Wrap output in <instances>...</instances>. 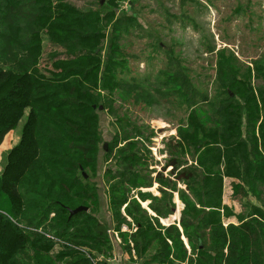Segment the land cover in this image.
Segmentation results:
<instances>
[{"label": "trees", "instance_id": "16d2710c", "mask_svg": "<svg viewBox=\"0 0 264 264\" xmlns=\"http://www.w3.org/2000/svg\"><path fill=\"white\" fill-rule=\"evenodd\" d=\"M116 1L110 0V9L101 12L82 8L73 0H0V136L26 115L19 141L6 154L0 175V264H48L58 241L62 248L55 258L61 259L60 264H108L113 238L110 227L95 214L100 209L99 183L94 180L101 142L98 110H107V102L101 104L107 92L119 90L127 99L143 96L147 101L154 92L165 94L152 88L146 78L136 81L128 76L126 80L122 70L127 65L122 60L126 51L118 45L117 32L128 33L137 22L125 11L117 14ZM96 2L101 9L108 4ZM220 55L227 61L223 51ZM170 63L169 77L179 92L173 90L168 96L181 93L184 102H210L216 107L217 122L205 127L196 110L186 114L187 128L178 132L174 148L192 145L198 164H182L173 155L167 166L173 181L188 183L193 200L184 196L180 225L163 227V234L162 228H154L151 217L140 212L138 202L129 208L122 187L143 179L133 172L141 154L120 146V140L114 145L118 155L105 149L104 160L110 163L101 178L120 179L107 193L123 248L131 254V239L142 264L185 260L187 264H264V199L253 195L257 204L246 199L252 203L251 210L236 215V222L222 221L219 210L224 177L232 179L245 196L253 194L254 184L264 183V89L259 88L257 95L251 87L253 71L256 78L264 79V68L256 65L251 71L247 67L238 74L236 65L221 62L222 93L211 99L192 86L178 60ZM122 140L128 145V138ZM220 165H224L220 173L210 171ZM156 179L161 182L163 174L158 172ZM81 205L87 210L70 216V210ZM124 205L132 220L129 225L137 228L130 234L121 231L127 222L121 212ZM164 208L165 214L172 210L168 205ZM224 209L230 212L227 206ZM152 210L163 215L159 207ZM181 228L190 254L181 240ZM155 245L158 249L148 256ZM179 250L181 257L175 253Z\"/></svg>", "mask_w": 264, "mask_h": 264}, {"label": "rangeland", "instance_id": "374dc122", "mask_svg": "<svg viewBox=\"0 0 264 264\" xmlns=\"http://www.w3.org/2000/svg\"><path fill=\"white\" fill-rule=\"evenodd\" d=\"M73 2L82 8L101 12H104L106 7L109 10L112 5L109 4L110 0H105L108 4L103 9L96 0H73ZM115 4L119 8L117 14L125 11L137 22L128 29V33L122 34L120 30L117 32L118 45L126 51V55L122 58L127 63L126 69L122 67L126 80L129 79L128 76L135 77L136 81L146 78L151 82L152 88L165 92V94L154 92L153 96H149L150 101L144 100L143 96L127 99L119 90L112 94L107 92V96L101 102V104L107 102L105 103L107 110L103 108L98 110L101 130L99 170L97 177L92 175L99 183L100 209L95 214L110 227L111 237L121 239L122 236L112 223L107 193L111 185L119 184L120 179L110 182L106 179L102 180L101 175L110 163L104 160L105 149H112L113 153L118 155V146L114 145L120 140V146H127L129 151L141 154L142 160L134 162L133 172L136 170L143 179L140 178L135 186L130 183L122 185L128 197L129 208L133 209L134 204L138 202L141 207L140 212L146 213L148 219L151 217L155 223L154 228L156 230L162 228V231L160 230L162 234L166 232L163 227L170 224L180 225L186 207L184 196L193 200L194 192L192 194L187 182L173 181L174 175L167 164L173 155L178 156L185 165H196L198 159L192 145L184 144L180 148H174L178 132L186 130L185 117L192 109L197 111L205 127L212 128L217 119L214 114L216 107L214 108L210 102L207 104L200 99L184 102L185 96L181 93L168 96L173 90L179 92L178 85H173L169 77L168 67L170 62L178 60L191 77L192 86L211 99L222 93L219 83L221 62L236 65L238 74L247 70L245 69L247 67L251 71L256 65L264 68V0H117ZM110 32L111 30L108 33ZM222 51L223 56L228 57L227 61L220 59ZM231 53L237 60L235 57L231 58ZM117 67L118 65L115 68ZM251 87L255 89L257 95L259 88L264 89V79L256 78L255 71H253ZM242 89L245 90L246 87ZM111 106L112 111L108 110ZM25 120L26 115L15 127L0 136V175L4 168L5 156L19 141ZM124 138H128V145H126L127 141L122 140ZM259 150H263L262 146H259ZM113 163L112 161L111 165ZM165 165L167 167L163 169ZM223 167L224 165H220L210 171L220 173L219 169ZM158 172L163 174L161 182L156 179ZM253 191V194L250 191L247 192V196L242 195L233 186L232 179L224 177L222 205L219 209L222 221L236 222V215H243L247 210H251L252 203L251 201L247 203L246 199L248 201L250 198L249 200L257 204V199L253 195L264 199V183L254 184ZM141 194L148 196L143 197ZM194 201L196 202V199ZM245 204L247 207H244ZM167 205L172 210L168 213L167 209L168 212L165 214L164 206ZM125 206L121 212L126 218L125 226L130 234L137 228L134 224L129 225V221L132 220L127 217ZM195 206L197 209L201 208L198 204ZM226 206L230 208L229 213L224 209ZM153 207H159L163 215L156 214L152 210ZM205 211L200 213V217ZM181 232L183 234L182 228ZM174 235V232L170 233L169 243L172 247ZM181 236L182 242L188 248L185 235ZM61 244V241H58L54 245L49 253L50 259L48 258L46 263H61V259L55 258L61 251ZM152 247V251L147 252L150 257L158 249L157 245ZM188 250L190 254L191 248L189 247ZM175 253L181 257L180 250ZM179 263L187 264V260L178 261L177 264Z\"/></svg>", "mask_w": 264, "mask_h": 264}, {"label": "crops", "instance_id": "0c3cea01", "mask_svg": "<svg viewBox=\"0 0 264 264\" xmlns=\"http://www.w3.org/2000/svg\"><path fill=\"white\" fill-rule=\"evenodd\" d=\"M125 225V224H123ZM124 231V230H122ZM128 232V231H127ZM113 240V250L111 256H109L108 264H142V259L138 258L136 251L133 247V243L130 241L132 248L131 254L128 253L125 248H123L124 243H122V238H114Z\"/></svg>", "mask_w": 264, "mask_h": 264}, {"label": "water", "instance_id": "95a60500", "mask_svg": "<svg viewBox=\"0 0 264 264\" xmlns=\"http://www.w3.org/2000/svg\"><path fill=\"white\" fill-rule=\"evenodd\" d=\"M84 175L86 176V174H84ZM82 210H87V207L81 205V206H78V207L75 208V209H71V210H70V216H72V215H74V214H76V213H78L79 211H82Z\"/></svg>", "mask_w": 264, "mask_h": 264}, {"label": "built area", "instance_id": "2783aa9c", "mask_svg": "<svg viewBox=\"0 0 264 264\" xmlns=\"http://www.w3.org/2000/svg\"><path fill=\"white\" fill-rule=\"evenodd\" d=\"M121 230L128 231L125 225H122Z\"/></svg>", "mask_w": 264, "mask_h": 264}]
</instances>
